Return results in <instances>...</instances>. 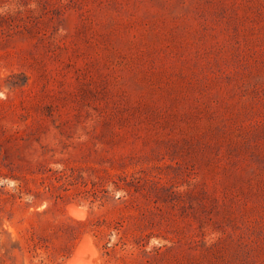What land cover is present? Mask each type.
Returning <instances> with one entry per match:
<instances>
[{"label":"rangeland","instance_id":"obj_1","mask_svg":"<svg viewBox=\"0 0 264 264\" xmlns=\"http://www.w3.org/2000/svg\"><path fill=\"white\" fill-rule=\"evenodd\" d=\"M0 92V264H264V0H0Z\"/></svg>","mask_w":264,"mask_h":264},{"label":"trees","instance_id":"obj_2","mask_svg":"<svg viewBox=\"0 0 264 264\" xmlns=\"http://www.w3.org/2000/svg\"><path fill=\"white\" fill-rule=\"evenodd\" d=\"M76 224H80V225H84V224H87V223H89V222H91V219H86V220H75L74 221ZM91 227H92V229L93 230H96V231H100L99 230V228L97 227V224L95 223V225H91ZM66 232H69V233H72V232H74L71 228H70V230H65ZM80 232H78L77 234H75V241L72 243V245H69V247H68V244L67 245H65V253H63V259H62V261H60V262H58L57 264H62L67 258H69L70 256H71V254L73 253V251H74V249H75V246H76V244H77V240H78V238L80 237V235H81V233H82V231L83 230H79ZM19 241H15V243H18ZM28 242H29V244H28V247H29V249H33V250H36L38 247H41V246H39V243H38V241H36L35 239H34V237H33V235H31V238H30V240H28ZM50 254L51 253H46L45 254V256L43 257V258H41V261L43 262V264H50V262H46L45 261V259H48V257H50ZM52 263H54V262H52Z\"/></svg>","mask_w":264,"mask_h":264},{"label":"bare ground","instance_id":"obj_3","mask_svg":"<svg viewBox=\"0 0 264 264\" xmlns=\"http://www.w3.org/2000/svg\"><path fill=\"white\" fill-rule=\"evenodd\" d=\"M70 209H71V211H72V213L74 214V216L76 215V217L78 216V217H84V215H85V211H83L82 209H81V207H78V206H76V205H74V204H71L70 205ZM88 240H90V238H89V236L88 235H84L83 236V238L81 239V241L79 242V244L77 245V247L75 248V250H74V252L72 253V255H71V257H69L68 259H67V261L64 263V264H78L79 263V260H80V254H83V252H84V244L86 243V241H88ZM88 243V242H87ZM90 243H92L91 242V240H90ZM89 243V244H90ZM88 244V246H91V245H89ZM87 246V245H86ZM87 246V248H89ZM84 247V248H83ZM94 247V246H93ZM89 249H92L91 247L89 248ZM93 250V249H92ZM83 251V252H82ZM94 251H96L95 249L92 251L93 253H94ZM85 258V257H84ZM90 261V262H89ZM88 262L89 263H92L91 262V260H89L88 259ZM89 263H87V264H89Z\"/></svg>","mask_w":264,"mask_h":264},{"label":"clouds","instance_id":"obj_4","mask_svg":"<svg viewBox=\"0 0 264 264\" xmlns=\"http://www.w3.org/2000/svg\"><path fill=\"white\" fill-rule=\"evenodd\" d=\"M31 7H36L35 4L31 5ZM5 95L3 92H0V99H5Z\"/></svg>","mask_w":264,"mask_h":264}]
</instances>
